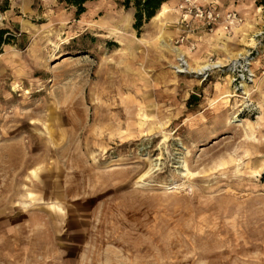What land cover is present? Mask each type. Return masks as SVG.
Wrapping results in <instances>:
<instances>
[{
    "label": "rangeland",
    "instance_id": "374dc122",
    "mask_svg": "<svg viewBox=\"0 0 264 264\" xmlns=\"http://www.w3.org/2000/svg\"><path fill=\"white\" fill-rule=\"evenodd\" d=\"M182 2L135 29L124 0H0V264H264V80L247 71L264 77V0L228 54L190 36L221 60L203 74L158 40L178 46Z\"/></svg>",
    "mask_w": 264,
    "mask_h": 264
},
{
    "label": "bare ground",
    "instance_id": "6f19581e",
    "mask_svg": "<svg viewBox=\"0 0 264 264\" xmlns=\"http://www.w3.org/2000/svg\"><path fill=\"white\" fill-rule=\"evenodd\" d=\"M100 1H105V0H100ZM100 1H97V2H100ZM175 11L177 10L173 6L169 5L168 3H164L161 6L160 10L157 12L156 16L153 17L152 21H158V20H161L162 18L172 16ZM25 24L29 25L30 23L26 21ZM249 26L250 25L247 22L239 26H235L232 28V33H234L235 37L243 36V40H244L248 37L246 30H247V27L249 28ZM161 30H162L161 31L162 34L159 36L158 40L159 42L164 43L165 48L174 55L175 62H176L175 68L178 69L179 72L185 71L182 68L186 66L188 69L198 74H203V73H206L207 71H210L214 68H218L221 66V60H219L215 64H211L208 60L202 57V54H200V51H196V52L191 51L190 48L186 44H183L181 46H174L173 41H174L175 33L167 31L165 28L164 29L161 28ZM112 32H116V30L114 29L112 30ZM231 40L232 38L228 35L224 24L220 25L219 28L213 33V35L210 38V41L213 42L212 44L213 49H217L226 54H228L227 44ZM229 59L235 60L234 54H229ZM235 61L237 62L235 63V66L238 64L242 68H245V65L243 63L237 60ZM252 64L253 66L248 67L247 71L252 76L251 83L257 86L259 82L264 80V77L262 76L259 78V76H257L255 73V69L259 65V61L254 60ZM226 79L229 80L228 77ZM232 87H233V83H229L228 88L231 89ZM242 88H243V94L249 96L248 86L243 84ZM233 89L235 90V87H233ZM233 96L234 95H232L230 91H226L224 98H231ZM183 166H184V170L181 173V176L178 178V180H176L174 183H172L171 185L167 187L168 190L179 191V190H183L186 187L185 178H189L193 174L190 173V170L186 162H184ZM32 175L34 178H38V175L35 171H33ZM52 207L55 208V205H53Z\"/></svg>",
    "mask_w": 264,
    "mask_h": 264
},
{
    "label": "built area",
    "instance_id": "2783aa9c",
    "mask_svg": "<svg viewBox=\"0 0 264 264\" xmlns=\"http://www.w3.org/2000/svg\"><path fill=\"white\" fill-rule=\"evenodd\" d=\"M179 27L181 34L176 40V45L188 44L191 51L196 50L194 43H190V36L200 31L214 33L220 25L224 24L228 35L232 28L244 24V17L236 10L222 11L219 5L206 0H183L178 7ZM183 70L188 68L184 66ZM264 75V67L261 70Z\"/></svg>",
    "mask_w": 264,
    "mask_h": 264
},
{
    "label": "trees",
    "instance_id": "16d2710c",
    "mask_svg": "<svg viewBox=\"0 0 264 264\" xmlns=\"http://www.w3.org/2000/svg\"><path fill=\"white\" fill-rule=\"evenodd\" d=\"M100 0H59L60 3H66L78 10L77 14L81 15L85 6L89 3L97 2ZM167 0H124L126 8L133 7L135 9V29H140L145 23H148L156 16L161 6ZM7 33L5 30H0V46L6 44L8 41L3 40L4 35Z\"/></svg>",
    "mask_w": 264,
    "mask_h": 264
},
{
    "label": "crops",
    "instance_id": "0c3cea01",
    "mask_svg": "<svg viewBox=\"0 0 264 264\" xmlns=\"http://www.w3.org/2000/svg\"><path fill=\"white\" fill-rule=\"evenodd\" d=\"M216 2L218 5H220L223 9L230 11V10H236L239 13L250 15L253 8V3L255 0H212ZM192 35L191 37H193ZM189 39V42L191 43V40L194 38ZM188 46V44H186Z\"/></svg>",
    "mask_w": 264,
    "mask_h": 264
}]
</instances>
